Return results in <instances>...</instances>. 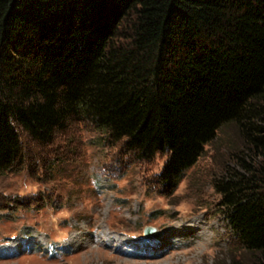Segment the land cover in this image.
Returning <instances> with one entry per match:
<instances>
[{
    "label": "trees",
    "instance_id": "trees-1",
    "mask_svg": "<svg viewBox=\"0 0 264 264\" xmlns=\"http://www.w3.org/2000/svg\"><path fill=\"white\" fill-rule=\"evenodd\" d=\"M79 122L139 161L167 155L171 192L233 126L213 188L235 264H264V0H0V177L25 165L23 134L50 145Z\"/></svg>",
    "mask_w": 264,
    "mask_h": 264
},
{
    "label": "rangeland",
    "instance_id": "rangeland-1",
    "mask_svg": "<svg viewBox=\"0 0 264 264\" xmlns=\"http://www.w3.org/2000/svg\"><path fill=\"white\" fill-rule=\"evenodd\" d=\"M22 142L25 165L0 177V264H235L248 258L213 188L241 148L233 126L172 192L159 179L167 155L139 161L89 123L71 124L50 145L26 134ZM103 168L122 174L113 188ZM91 178L101 181L104 195L95 194ZM148 228L153 236L147 238Z\"/></svg>",
    "mask_w": 264,
    "mask_h": 264
},
{
    "label": "water",
    "instance_id": "water-1",
    "mask_svg": "<svg viewBox=\"0 0 264 264\" xmlns=\"http://www.w3.org/2000/svg\"><path fill=\"white\" fill-rule=\"evenodd\" d=\"M152 230L151 229H147L146 231H145V233H150Z\"/></svg>",
    "mask_w": 264,
    "mask_h": 264
},
{
    "label": "bare ground",
    "instance_id": "bare-ground-1",
    "mask_svg": "<svg viewBox=\"0 0 264 264\" xmlns=\"http://www.w3.org/2000/svg\"><path fill=\"white\" fill-rule=\"evenodd\" d=\"M151 236H153V234H152V233H151V234H149V235L147 236V238H148V237H151Z\"/></svg>",
    "mask_w": 264,
    "mask_h": 264
}]
</instances>
